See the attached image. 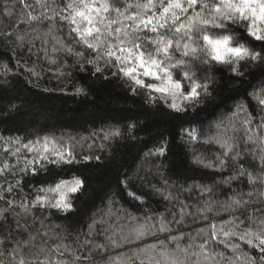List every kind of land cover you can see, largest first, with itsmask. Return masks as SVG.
<instances>
[{
    "label": "trees",
    "instance_id": "trees-1",
    "mask_svg": "<svg viewBox=\"0 0 264 264\" xmlns=\"http://www.w3.org/2000/svg\"><path fill=\"white\" fill-rule=\"evenodd\" d=\"M46 2L48 11L36 0H0V69L3 65L10 69L7 74L0 71V156L11 169L0 175V208L6 209L0 215V247L5 254L15 256L12 249H17L20 253L18 259L23 257L30 245L22 242L30 235H36V230L40 229L39 238L31 242V247L51 248L53 261L70 264L73 253L76 257H87L90 248L103 244L105 229L126 228L131 223L128 219L131 215L139 222L145 218H152L153 222L165 218L170 222L169 231L159 232L158 238L179 237L178 242L185 247L189 244L199 246L208 239L209 225L219 228L226 221H231L236 235L225 237L217 232L216 237L210 239V246L208 243L205 245L200 264H213L221 258H227L225 264L227 260L237 258L243 264L245 257L252 264H264L261 259L264 252L257 242L254 240L250 246L246 239H240L245 230L256 231L264 218V196L260 194L264 189H261L259 181L250 184L247 175L237 174L241 168L254 176L264 172V164L261 163L264 155V145L261 144L264 105H260L252 95L264 88V69L242 68V76L219 69L209 84L210 96L202 97V102L194 108L187 101L178 99L182 111H176L169 107L171 96L146 86H136L130 77L120 72L114 58H108L113 60L111 64L99 60L102 71L96 73L97 63L88 61H96L97 51L89 49L73 30L90 25L79 17V24L60 18L72 14V10L66 7L70 0ZM85 2L99 7L102 0ZM138 2L143 3L144 0H115V3L109 0L107 12L101 11L99 15L93 12L94 23L101 29L99 35H105L103 28L109 20L119 21L112 28L131 26L133 22L125 20L114 8L119 7L125 16H131L139 11L136 8ZM161 2L155 0L152 8L144 9L145 17H161ZM183 7L187 5L183 4ZM200 10L195 5L186 12L175 9L178 22L171 19V13H164L161 17L163 28L157 25V31L152 32L151 26L141 25L136 35L152 47L151 40L144 38L175 31L174 25L179 26ZM29 12L39 19L28 20L26 14ZM102 19L104 23H100ZM73 39L81 40V43L68 51L66 46L71 45ZM91 39L89 37V41ZM123 66L135 67L134 75L145 85L162 82L155 76L144 75V69L134 60ZM154 71L161 76L158 69ZM77 88L83 91L77 93ZM238 103L243 105L250 123H241L244 113L233 117ZM129 125H134L131 132ZM114 127H119L122 135L105 140V134ZM184 130L195 131L199 139L189 141L188 132ZM222 134L231 139L233 155L239 153L235 162L226 157L223 169L190 164L189 158L193 153L213 160V154L220 155L223 151L220 144L211 140L205 144L204 141ZM249 136L253 139L250 140ZM17 138L19 143H13ZM45 143L47 151L43 148ZM161 143L166 152L156 155L154 150ZM61 144L65 146L66 159L67 150L72 151L76 161L74 166L84 174L88 190L80 208L66 216L63 212L43 209L34 203V189L44 187L40 165L47 163L54 167L43 161L39 154H47L53 145L60 148ZM150 151L153 152L151 156L148 155ZM85 156L89 159L85 160ZM27 161L31 163L26 164ZM17 168L24 171L17 172ZM216 181L223 183L217 186ZM204 186L209 191H201ZM169 194L172 196L170 200L166 199ZM233 198L247 203L242 202L239 207L233 206L227 211L214 203L220 201L224 204ZM22 202L31 203L32 214L22 211L19 207ZM206 202L214 211H197ZM46 214L49 218L43 220ZM45 233L64 239L49 240ZM140 240L138 250L133 249L138 256L136 264H140L141 259L147 261L141 249L156 243L157 237L149 235ZM61 242L67 250L56 249V244ZM233 244L238 248H233ZM193 251L197 248L194 247ZM91 254L95 260H100L101 255L104 260L109 257L128 258L126 264H130L127 249L103 254L94 250ZM44 259L41 256L36 264ZM78 264H85V260H79Z\"/></svg>",
    "mask_w": 264,
    "mask_h": 264
},
{
    "label": "clouds",
    "instance_id": "clouds-1",
    "mask_svg": "<svg viewBox=\"0 0 264 264\" xmlns=\"http://www.w3.org/2000/svg\"><path fill=\"white\" fill-rule=\"evenodd\" d=\"M70 2H72V0H70ZM219 2L220 0H208L205 8L201 9L200 12L202 16L209 20V23L200 24L197 28H193L191 32L182 29L180 33L169 31L168 34H158L156 37L144 38L150 39L152 44V41L157 39L158 36L179 40L190 35V44L195 48L194 52L189 51L185 54L182 46L177 47L173 44L168 53L164 54L159 52L155 45L148 47L139 36L136 34L134 35V39L141 40V44L145 52L148 53V56H154L160 61V66L157 67V69L159 71L160 68L168 70L167 73L160 71L161 77L163 78L166 75H170L174 81H179L181 83L182 92L190 89L194 83L200 85H204L205 83L210 84L212 82V78L219 69L234 73L232 69L236 68L237 71L235 74L237 76L243 75V72L241 71L242 68L247 69L248 67H259L264 69V39L257 40L256 37L249 31V26L253 25L255 28H259L261 30L260 35L264 37V20L257 21L247 13V18H242L239 14H229L227 18L216 15L212 13L211 9L214 3ZM221 6L223 7V5ZM138 10L143 11L144 9ZM118 22L119 21L117 20V23ZM191 23L192 21L189 18L183 22L186 26ZM123 26L124 25H121L120 27ZM106 29L107 24H105L103 28L105 33L104 36L107 38L108 33ZM127 31L132 32V29L129 28ZM120 35L123 36V33H120ZM205 35H207L212 41H219L224 44V47L220 49V51L224 54V60L222 62H218L213 59L215 53L212 51V46L205 42L203 38ZM80 43L81 40L73 39L72 44L66 46L67 50H72L74 45H78ZM131 43L132 41H128V46H131ZM229 48L247 49L249 55L243 57L234 56L231 52L227 51ZM253 54H255L258 59H251L250 57ZM79 55H82V53ZM199 91L201 93V97H205V89L200 87ZM210 95L211 93L209 92L208 96ZM187 102L190 107L194 108L195 105L201 103L202 100L199 99L198 101ZM210 142L211 141L208 139L204 141L205 144H209ZM65 150L66 149L63 144H61L60 148L53 145L52 150L47 154H44L43 152L39 154V156L43 158V161L51 163L54 167H49L47 163H42L40 165V168L43 171L42 183L44 184V187H37L34 191L36 193L35 201L37 205L41 206L43 209H55L57 212H63L66 216L69 212L75 213L80 208L82 201L87 198L88 190L86 188L84 174L74 166L76 164L75 158L68 156L67 159H60L54 155L56 152L64 153ZM17 151H19V149H17ZM73 151H76L75 147H73ZM213 155L215 156L214 160L209 156L193 153L190 155L189 162L195 166L223 169L226 166L225 158L228 157V155L224 152V149L220 155ZM197 156H199V159L196 158ZM33 158L36 159L37 157L34 156ZM222 161L223 163H221ZM30 163L31 161L26 162V164ZM4 170L11 169L10 166L4 162L3 157L0 156V175H3ZM16 171L23 172L24 169L17 168ZM256 176L261 189H264V183H261L260 179L264 176V172H261ZM234 178L235 177H233V179ZM29 179H31V177H29ZM77 180L81 182L80 187L76 191H71V187ZM215 183L219 186V184H222L223 181H216ZM8 190L10 191L11 189L9 188ZM61 201L62 203H60ZM242 202L247 203L246 201ZM214 203L216 207L227 211V208L223 207V204L220 201H215ZM64 204L69 207L65 208L63 206ZM19 207L25 213L32 214L33 212L30 202H22ZM4 211H6V209L0 208V215H2ZM212 211H214L212 206L211 209H206V212ZM48 218L49 216L46 214L44 215L43 220ZM43 220L40 221L41 224H43ZM40 231V229H37L36 235H30L28 240L22 242L30 245L29 251L23 256L24 264H36V261L40 260L41 256L45 258V264H68V262L64 261H53L51 259L53 256V250L51 248H46L44 246H38L35 248L31 247V242L39 238ZM127 233L128 227L123 229H105L103 234L104 243L96 244L101 245V247H96V245H94L93 248L94 250H98L101 254L108 251H116L118 249H127L130 257V264H136L138 256L133 249L138 250V244L142 241L140 239L137 240L133 238L131 235H127ZM158 233V231H153L151 234L145 235L156 236L157 242L152 245H145V247L154 246L152 248L153 255L150 259H147L146 262L144 259H141L140 264H171L170 259L161 255V249L164 248L168 249V257H176L177 264H200V260L203 257V251L199 246L189 244L185 247L178 242L179 240L171 238L167 240H160L157 235ZM122 234L126 235L127 238H122ZM44 235L48 237L49 240L56 239L58 241H62L64 239V237L61 236H53L51 233H45ZM113 241H115V246H113ZM45 243H47V241H45ZM208 244L210 246V239H208ZM0 245H2V241H0ZM234 245L235 244H233L232 247ZM55 247L57 250L61 248L67 250V246H65L62 242L57 243ZM194 247L197 248V251H193ZM12 252H15L16 255L13 256L10 253L5 254L3 248L0 247V264H17V261L20 259H18L20 253L17 249H12ZM120 254L123 255V251H121ZM73 255H75V253H73ZM89 256H91V260H85V264H117V259L115 257H109L107 260H104L101 255L100 260H95L92 258L91 252ZM193 257H196V259H193ZM226 259L227 258H221L219 261H214L213 264H225ZM78 261L79 260L71 261L70 264H78ZM262 262H264V260H262ZM227 264H240L239 258L235 260H227Z\"/></svg>",
    "mask_w": 264,
    "mask_h": 264
},
{
    "label": "snow or ice",
    "instance_id": "snow-or-ice-1",
    "mask_svg": "<svg viewBox=\"0 0 264 264\" xmlns=\"http://www.w3.org/2000/svg\"><path fill=\"white\" fill-rule=\"evenodd\" d=\"M36 3L40 5L41 7L45 8V11H48L47 8V2L46 0H36ZM112 3H115V0H112ZM208 0H166V3L164 0L161 2V17H163L164 13H171V19L173 21H179V17L177 16L175 9H181L182 12H186L189 8H192L194 5L199 7L200 9L205 8L207 5ZM155 4V0H144L143 3H137L136 8L137 9H149L153 7ZM183 4H186L187 7H183ZM223 5V7L221 6ZM27 7V5H26ZM68 9L72 10V14H70L68 17L61 16V19H70L73 24H79V21L77 20V17L81 18L82 20L86 21L88 25L85 27H77L73 29L78 33L81 40L85 44H87L89 49H95L97 51V57L96 61L89 60L88 63H97V66L95 67V72L100 73L102 71V68L98 65L99 60H105L106 63H113V60L108 58H114V62L117 67H119L120 72L123 73L124 76L130 77L131 80L134 82L136 86L139 87H147L149 89H153L155 92L158 93H164L172 98V103L169 105L170 108L176 110V111H182V105L181 103H178L177 100L181 101H198L201 99V93L199 91L200 87H203L205 89L204 96L209 95V84L205 83L204 85L196 84L194 83L193 86L186 90L181 91V83L179 81H174L170 75H166L163 78L161 76H158L157 72L154 71V69H157V67L160 66V61L152 56L149 57L148 53L143 50V46L138 40L134 39V35L139 31L140 26L143 25L144 27L151 26V31L156 32L157 31V25L159 27L163 28L165 25L161 22V17H145L143 11H138L135 13V15L131 16H125L123 12H121L119 7H115L114 11L117 12L120 16H122L125 20L132 21V25H124L123 27H116L112 28L111 26L113 24L117 23V20H109L107 21V38L105 36L99 35L101 32V29L99 27H96L94 20L95 17L93 16V12H95L97 15L101 13V11L107 12L110 3L109 0H102L99 7H94L93 3H86L85 0H72V2H69L66 6ZM212 13L223 16L227 18L229 14H239L242 18H247L246 13L250 14L255 20H264V0H220L219 3H214L212 5L211 9ZM11 14V13H9ZM56 15H59V13H55ZM28 20L35 21L39 19L38 16L31 14L30 12L26 14ZM51 19V17H49ZM189 19L192 21L189 25H184L183 23H180L179 26H175V32L180 33L182 29L187 30L188 32H191L193 28H197L200 24H207L209 23V20L202 16L201 12H195V14ZM101 23H104V20H101ZM131 27L132 32H128L127 29ZM250 33L256 37L257 40L264 39L260 35L261 30L259 28H255L253 25L249 26ZM96 35H93V34ZM120 33H123V36L120 35ZM88 37H92L91 41H89ZM204 40L206 43L212 46V51L215 53L213 56V59H215L218 62H222L224 60V54L220 51L221 48L224 47V44L219 41H212L207 35H205ZM17 39H22V37H18ZM191 36H186L183 39L179 40H173L171 38H165L164 36H158L157 39L152 41L151 45H155L157 50L159 52H162L164 54H167L168 51L172 48L173 44H175L177 47H183L185 54H187L189 51H195V48L190 44ZM128 41H132L131 46H128ZM55 50V49H54ZM71 51V49H69ZM227 51L231 52L234 56L243 57L248 56V50L247 49H227ZM119 53V54H118ZM79 55V54H78ZM251 59L255 60L258 59V57L253 54ZM134 60L139 67L144 69V75H152L155 76L157 79L161 80L162 83L157 84H147L145 85L144 81L139 79L134 73L136 72L135 67H124L128 61ZM52 63H55L54 60L51 61ZM235 73L237 71L236 68L232 69ZM0 71L3 72V74H7L10 69L8 68V65H3L2 69ZM160 71H163L167 73V69L160 68ZM115 75V73H113ZM77 93H80L83 91L82 88L76 89ZM133 91H135V88H133ZM253 96L256 97L260 105H264V88L260 89L258 93L254 92L252 93ZM151 98V97H150ZM240 113H244V119L241 121L242 124L250 123L247 117V113L245 112L243 105L238 103L237 104V111L233 113V117H239ZM264 126V125H262ZM134 125H129L128 130L131 132ZM188 140L189 141H197L199 139V136L195 131H188ZM122 135V131L119 127H114L110 132H107L104 136V139L107 140L112 137H120ZM209 140L218 143L221 145V147L224 149V152L228 155V157L231 158L233 162H235L236 157L239 155V153H236L233 155V144L231 143V139L227 137L226 135H219L216 137H209ZM249 139H253L252 136H249ZM13 143H19V139L17 138L16 141ZM261 144L264 145V137H261ZM24 147H27L29 151H32V148L25 145ZM44 151L48 150V145L45 143L43 145ZM68 151V156L73 157V153L71 150ZM156 155H164L166 152V148L164 147L163 143L159 147H156L154 150ZM262 153H264V147H262ZM55 156L59 157L60 159H65L64 153L62 152H56L54 153ZM149 156L153 155V152L150 151L148 153ZM199 159V156L196 157ZM85 160L89 159V157L85 156ZM96 159H99V157H96ZM223 163V161L221 162ZM261 163L264 164V155L261 156ZM238 175H247L248 181L250 184H254L255 181H257V176H254L252 173L247 172L245 169L241 168L240 171L237 173ZM261 183H264V176L261 178ZM80 181L77 180L73 186L71 187V191H76L80 187ZM159 191V190H157ZM201 191L207 192L209 191V188L204 186L201 188ZM262 196H264V192L261 193ZM249 196H251V193H249ZM166 199H172L171 194L166 196ZM36 203V201H34ZM62 203V201L60 202ZM242 204V200L238 199H231L230 202H225L223 204V207L231 208L233 206L239 207ZM65 208L69 207L68 205H63ZM206 209H211V204L205 203V206L198 209L199 212H206ZM182 212H184V209H181ZM110 214V213H109ZM128 219L131 221V223L127 226L128 227V233L127 235H131L133 238L139 240L142 237H144L147 234H151L153 231L158 232H168L169 231V223L165 218L161 217L160 219L153 222L152 218H145L143 222H139L135 217H132L129 215ZM91 228V225L89 226ZM209 237L208 239H213L216 237L217 232L222 234L223 236H230V235H236L235 232V226L231 221H226L224 226H220L217 228L216 225H209ZM201 232L204 231V229L200 230ZM122 238H127L126 235L122 234ZM171 239L179 240V237H171ZM208 239H205L200 245V249L204 252L206 251L205 245L208 243ZM240 239L245 240L248 245H253V241L255 240L257 242V246L261 248V251L264 252V218L260 220V226L256 229V231L251 230H245L244 233L240 236ZM87 243V241L85 242ZM113 246H115V241L112 242ZM96 247H101V245H96ZM154 246H148L144 249H141L142 252L145 253L146 258L150 259L152 257V248ZM234 248H238L237 245L233 246ZM90 252L94 253V249H89ZM186 251V249H185ZM161 255L164 256L167 259H170L171 264H177L176 257H168V249L164 248L161 249ZM205 259H208L207 256L204 257ZM128 258H120L117 257V264H126ZM262 260H264V256L261 257ZM76 260H91V256L87 257H76L73 256V261ZM17 264H24L23 257H21ZM39 264H45L44 261H39ZM243 264H251V260L245 257Z\"/></svg>",
    "mask_w": 264,
    "mask_h": 264
},
{
    "label": "rangeland",
    "instance_id": "rangeland-1",
    "mask_svg": "<svg viewBox=\"0 0 264 264\" xmlns=\"http://www.w3.org/2000/svg\"><path fill=\"white\" fill-rule=\"evenodd\" d=\"M148 76H152V75H148ZM161 83H162V82H157L156 84L159 85V84H161Z\"/></svg>",
    "mask_w": 264,
    "mask_h": 264
}]
</instances>
